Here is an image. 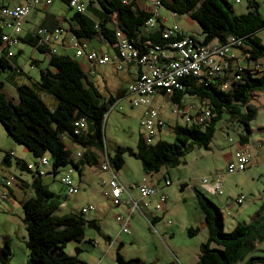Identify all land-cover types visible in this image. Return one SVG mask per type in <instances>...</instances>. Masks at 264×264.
<instances>
[{
  "label": "trees",
  "instance_id": "16d2710c",
  "mask_svg": "<svg viewBox=\"0 0 264 264\" xmlns=\"http://www.w3.org/2000/svg\"><path fill=\"white\" fill-rule=\"evenodd\" d=\"M160 1L161 7L169 10L174 17L188 15L191 20L198 23L204 36L203 42H199L194 37L198 43L222 45L230 38L240 39L244 44L246 56L241 63L242 70L237 71L239 78L232 76L231 73H224L214 78L188 76L181 79L182 89L176 90L170 100L181 107L191 121L187 123L179 116L186 125H177L173 128L172 143L158 140L148 145L142 140L137 151L118 147L115 155L112 156L105 145L103 124L109 107L112 111L118 100L123 96L125 98L129 87L116 96L104 95L101 88L104 85H98V82L91 80L92 76H98L97 67L100 65L93 67L88 65L86 69L76 57L68 54H53L49 46L42 44L41 37L35 33L22 42L43 54H49V68L41 70L40 80L36 85L19 86L18 99L14 101L6 94L3 80L4 72L11 69L9 61L11 57L5 52L2 53L0 123L13 142L24 146L36 158L40 160L47 158V154L53 158V162L47 158L49 164L43 167L50 170L44 171L46 172L44 176L39 173L43 171L40 170L42 166L40 161L35 163L36 168L31 171L28 168L29 164L21 159H15L17 168L32 175L29 189L33 191V196L21 203L24 213L23 222L27 231L26 246L29 251V260L26 264H86L79 258L82 253L80 247L76 248L75 255L67 254L66 247L72 242L83 241L87 229L95 230L100 235L104 232L99 221L85 217L90 212H83L86 207L79 210L80 212L58 214L60 207L67 202L62 204L61 198L44 184L43 178L50 176L57 180L62 167L69 166L74 173L77 171L82 176L84 168L98 167L102 162V154L106 152L116 172L124 166L126 154L138 159L144 173L148 175L157 174L163 168H176L184 163L185 153L193 146L209 148L224 112L230 113L244 126L245 133L240 136V144L249 142L252 134L251 122L257 117V109L250 105L251 97L254 94H264V44L257 36V33L264 29V15L260 11V2L263 0H246L248 12L245 14H237L228 0ZM67 4L73 10L69 0ZM147 5L146 8H142L135 1L126 4L123 0H88L85 13L73 10L74 14L67 31L82 44L89 45L90 41L101 40L111 45L115 50V56L113 58L108 56L111 63L115 61L118 67L123 59H120L119 49L116 46V29H119L140 54H145L157 46L165 49L167 43L185 36L182 33L176 38L164 39L163 32L166 27L161 16L159 14L156 17L154 26L149 25V20L155 15L150 11L151 9H147ZM95 51L107 55L103 51ZM125 65L137 66L138 71H133L135 76L143 70L132 61L123 63L119 71L123 70ZM254 65L260 68H254ZM41 93L50 94L56 100L55 108H50L43 101ZM195 99H198L199 103L193 106L190 101ZM202 110L209 111L210 117L202 124H192L195 117L202 114ZM79 121H84L85 128L78 129L76 123ZM66 138L70 140L69 146L66 144ZM78 153L80 157L76 156ZM11 157H13L12 153H5L2 163L10 167ZM6 180L5 193L0 198V204L10 199L12 188L24 186L19 177H14V183L10 186L7 185L10 180ZM79 183L82 184V180ZM61 184L67 190L66 200L71 199L81 190V185L74 181L79 191L70 196L67 187L62 182ZM27 189L24 188L25 191ZM107 191L108 189L105 188L103 192L106 197H108ZM194 192L208 232V239L199 247L196 264H264V257H250L257 242L264 238L261 234L264 231V227L260 225L261 220L250 224L237 223L232 231L226 232L221 209L200 190L194 189ZM214 193H216L215 189ZM164 203L166 202L159 201L154 209L161 210ZM92 207L95 210V207ZM145 208H150V205H146ZM140 212L144 214L142 210ZM117 216L125 217L123 214ZM125 218L129 220L130 225L131 215ZM154 218H147L151 226L156 223ZM199 232L198 227L187 229L190 237L197 236ZM103 237L108 246L112 244L110 236L103 234ZM120 249L116 251L118 264H147L138 258L125 259ZM11 257V242L7 240L0 249V262L8 264Z\"/></svg>",
  "mask_w": 264,
  "mask_h": 264
},
{
  "label": "rangeland",
  "instance_id": "374dc122",
  "mask_svg": "<svg viewBox=\"0 0 264 264\" xmlns=\"http://www.w3.org/2000/svg\"><path fill=\"white\" fill-rule=\"evenodd\" d=\"M228 1L237 14H245L248 12L246 0H242L240 4L234 3L233 0ZM9 2L12 3L13 0H9ZM260 3V11L264 15V3L262 1ZM54 9L57 11L61 9V12L67 13L69 16H72L74 12L66 8L62 2L59 3V6L55 4ZM149 9L152 10L150 5ZM159 14L162 19L166 20L163 21L166 27H171L177 21L180 27L186 32L197 33L199 42H203L204 36L200 26L197 22L191 20L188 15L174 17L164 7L159 8ZM257 36L264 44V29L258 32ZM92 45L96 46V49H99V47L102 48L103 52L112 58L115 56V50L109 44L104 43L100 45L95 40L92 41ZM20 46L25 49V53L19 56L22 62L29 61L31 54L34 53V58H39L41 59L40 62L44 63V54L35 51L30 45ZM13 50H15V54L18 56L16 48H13ZM71 51L74 54V51ZM71 51L70 53H72ZM78 60L81 61V59ZM237 60L240 63L243 57L240 56ZM32 70L30 71V77L36 78L35 76L39 74V68L33 66ZM98 72L99 70H97ZM233 73L231 74L232 76ZM99 74L101 76L100 72ZM91 80L97 83L100 77L92 76ZM112 80L110 79L109 81ZM121 82L124 88L128 86L127 82ZM102 90L104 95H117L114 90H107L105 88ZM41 94V98L49 107L53 103L55 105L57 104L56 100L50 94ZM255 95L251 97L252 100L256 102L255 99L262 98V102H264V94H257L258 97ZM157 96L158 94L155 95V97ZM155 103L163 107V119L166 123L162 137L160 139L157 138L155 143L158 140L172 143L174 142V133L171 131V128L177 125L185 126L186 123L183 119L175 116L174 109L176 107L171 101L158 99V101L155 100ZM194 103L198 105L199 100L195 99ZM121 106L123 109L116 106L113 111L109 107L103 124L105 145L112 156L115 155L118 147L130 148L137 151L139 143L142 142L144 135L147 134V130L141 125L142 121L146 119V109L144 107H134L128 98L122 100ZM251 129V151L255 155L256 149L259 148L260 155L257 154V158L259 159L253 156L251 166L245 171L232 175L227 174L228 163L234 159L235 153L238 150L240 136L245 132L244 126L239 121L230 113L224 112L221 121L217 124L216 134L208 149L193 146L185 153L183 158L184 163L176 168H163L160 174H157V178H162L163 174L166 173L165 175L174 182L173 186L168 189V201L163 204L168 208L165 217L156 222L153 225L154 227H152L142 214H137L131 220V234L123 233L121 225L116 220V215L123 214L120 213L122 209L113 206L102 194L103 187L101 180L102 178L109 180L110 174L106 175L103 172V175H101L92 167L84 168L82 176L75 171L72 178L76 184H79L80 180H82L83 185L81 186L80 192L68 200H66V196H68L67 190L61 184L60 178L68 174L69 166L60 169L57 180L52 181L50 178L44 177V184L49 185L57 196H61V203L67 202L68 209L66 212H69L71 207H75L76 210L74 212H78V208L82 206H94L95 210L90 211L85 217L87 219L101 217L103 234L112 238L110 248L103 234L100 235L95 230L87 229L85 239L79 243L72 242L68 244L65 252L69 255H75L76 248L80 247L82 253L79 258L86 264H97L100 259H102V264H118L116 262V251L121 245L120 252L125 259L138 258L147 264H196L197 261L195 258L197 251L194 243L199 241L205 242L206 232H199L194 237L188 235L187 229L189 228V224L196 220L197 217L194 210L199 208L197 202L191 201L190 197H188V194L192 196L193 192H187L186 198H188V201L185 202V197L183 198L179 188L184 183L188 187L199 185L204 188H209L211 184L205 185L202 181L204 179L211 180L215 175L222 176L221 182L224 194L217 195L213 192L214 194L210 193V195L208 194L210 197H207L221 209L224 215L225 231H232L237 223L250 224L254 221L256 223L259 220H261L260 225L264 227V209L261 210L264 206V110H261L257 119L251 122ZM65 141L69 146L70 140L66 138ZM259 144L260 147H258ZM14 147L24 151L20 154L26 153V160L29 164L34 165L35 168L36 165L34 163L40 161L39 158H36L32 153L28 152L24 146L13 142L7 136L5 128L0 123V198L5 193V184L7 182L5 178L11 180L14 179V176H22L23 178L30 179L28 173L21 172L17 168L15 157L12 158L13 162L10 167L2 163L5 153L13 152ZM46 157L50 162H53L51 155L47 154ZM124 159L125 164L118 171L120 181L127 185L142 180L145 173L141 162L129 154H126ZM40 169L46 171V167L41 166ZM30 195L33 196V193ZM242 196L245 197L244 202L242 204L236 203L235 200ZM60 212L59 210L58 213L60 214ZM146 212L148 217L151 218V214L147 210ZM146 212L144 211L145 214ZM23 217V209L19 204L12 211L8 209L7 201H3L0 204V249L4 246L6 237L9 236L11 240L12 257L8 264H25L29 260V256L27 257L26 254L29 251L25 242L27 239V231ZM165 227L176 229L177 234L172 237L169 235L164 236L163 228ZM261 234L264 237V231ZM106 250L109 251L108 254ZM253 256L264 257V238L262 241L257 242L253 248L250 257ZM0 264L3 263L0 262Z\"/></svg>",
  "mask_w": 264,
  "mask_h": 264
},
{
  "label": "built area",
  "instance_id": "2783aa9c",
  "mask_svg": "<svg viewBox=\"0 0 264 264\" xmlns=\"http://www.w3.org/2000/svg\"><path fill=\"white\" fill-rule=\"evenodd\" d=\"M55 0H31L30 3L25 5H15L13 7H2L0 9V17L3 20L4 26L11 28L10 34H2L1 50L0 52H7L9 57L13 56L12 52H9L7 48H10L19 43V36L23 30V22L32 13L33 9L37 6H51ZM124 3L129 4L132 1L137 2L142 8H146L145 1L151 3V12L154 13L148 24L154 26L156 17L159 16V8L161 7L160 0H123ZM234 3L240 4L242 0H233ZM88 0H69L70 7L78 13H85L87 9ZM264 2V0H263ZM153 7L155 8L153 10ZM166 27V26H165ZM37 35L41 37L42 44L52 47L54 42H60V30L50 32L46 28L38 29ZM182 35L181 27L178 24H174L171 27H166L163 32L164 39H173ZM116 46L119 49L120 59H123L118 64V68L121 69L123 63H129L134 61L138 66L142 67V72L137 75L133 84L129 86L125 97L128 98L134 107H144L146 109V119L142 121L141 125L147 130V134L144 135L143 141L150 145L154 144L157 139V134L162 130L166 123L160 115L158 108L153 106V99L156 94L162 95L165 98H170L176 90H181V79L192 77H218L224 73H233L234 77H237V71L242 70V61L238 63L241 57L246 58L244 54V44L240 39L230 38L226 44L212 43L209 45H202L198 43L193 36H182L179 40L167 43V48L155 47L145 54L140 52L128 42L123 34L116 29ZM69 46L74 49L75 57L83 59L90 66L106 65L111 63V59L108 55L101 54L95 50L89 48L88 43L82 44L75 37H71ZM51 52L57 53V48L53 47ZM125 61V62H124ZM253 67V66H252ZM251 67V68H252ZM254 68H260L254 65ZM174 114L181 116L187 123L191 120L185 115V111L181 107L174 104ZM115 108V106H114ZM114 108L112 110H114ZM210 117V112L202 110V114L197 115L192 124H202ZM78 129L85 128L84 121L76 123ZM78 130V132H79ZM80 157V153L76 155ZM250 155L244 150H238L235 153L234 159L228 163L227 173L229 175L237 172L245 171L250 164ZM42 166H48L49 162L47 158L40 160ZM29 170L33 171L34 165L28 166ZM99 173H109L112 177L109 180L102 179V185L108 189L106 195L110 198L111 203L118 207L121 205H127L131 214L137 211H141V207L138 202L131 197L128 190L118 179V172H116L111 165L108 154L105 152L102 154V162L95 168ZM41 170V169H40ZM41 176L46 175V172L39 171ZM73 170L69 169L68 174L61 179V182L67 187L68 194L70 196L78 193V187L74 184L72 178ZM209 180L204 179L203 183L207 184ZM14 179H11L7 185H12ZM171 180L165 179L166 186L171 185ZM215 192L219 195L223 194L222 183L220 178L213 180ZM140 193L142 198H150L159 194L158 188L151 186L148 181L144 180L140 184L134 186ZM128 195V198H124V194ZM168 195L161 193V203L166 202ZM245 197L236 199V203L242 204ZM92 206L86 207L83 212L87 213L92 211ZM118 223L121 225V229L125 234H131L129 220L123 216L116 217Z\"/></svg>",
  "mask_w": 264,
  "mask_h": 264
},
{
  "label": "crops",
  "instance_id": "0c3cea01",
  "mask_svg": "<svg viewBox=\"0 0 264 264\" xmlns=\"http://www.w3.org/2000/svg\"><path fill=\"white\" fill-rule=\"evenodd\" d=\"M30 1L31 0H13V2L10 3L9 0H0V9L2 7H13L15 5H25V4L30 3ZM60 2H62L66 6V8L71 10L69 8L68 4H67V0H55L54 3L51 6L42 5V6L35 7L33 9L32 13L23 22V30H22V32H21V34L19 36V43L14 45V46H12V47H10V48H7V50H9V52L13 53V56L9 60L10 63H11V69L6 70L4 72V74H3V80L5 82V88L4 89H5V92L8 95V97L13 99L14 101H16L18 99L17 88L19 86H22V85H29V86L36 85V83L40 80L41 70H45V69L49 68V62H50V56L47 53L44 54V58H43L44 63L40 62L41 59L34 58V56H33L34 53L31 54V56L29 58V61L22 62V60H21V58L19 56L25 53V49L22 48L20 45H28V44H25V43L22 42L23 39L26 40L29 37H32V35L35 34L38 29H41V28H46L50 32H53L55 30H60L61 31L60 38H59L60 42H54V45H52V47H50V50H52V48L55 47V48H57V51H58L57 53L58 54H68V55H70L72 57H75L74 49H72L69 46V41H70L72 36H71V33H69L67 31L68 27H70L69 23L71 21V18L73 16L74 12H73L72 16H69L67 13L61 12V9H60V11H57L56 9H54L55 4H57V6H59ZM145 4H148L147 5V9L149 10V5L151 6V3H149L148 1H145ZM161 19H162V17H161ZM162 20L166 21L164 19H162ZM175 23L178 24L177 21ZM179 27H180V25H179ZM0 30H1L2 34H10L12 32L11 28H8V27L4 26V23H3V20H2L1 17H0ZM181 30H182V33L185 36H193V37H195L198 40V34L197 33L186 32L182 27H181ZM96 41L100 45L104 44V42L101 41V40H96ZM91 45H92V41L89 42V48L90 49L103 51L102 48L99 47V49H96V46H93V45L91 46ZM1 48L2 47H1V41H0V50H1ZM13 48H16L18 56L15 54V52H14L15 50H13ZM34 50L38 51L35 48H34ZM71 50L74 51V54H73V52ZM70 51L72 53H70ZM5 53H7V52H5ZM1 55H2V52H0V57H1ZM80 62L83 63L84 68H86V69L88 68L87 67L88 64H87V62L85 60L82 59ZM33 66H37L39 68V74H38V76H35L36 78L30 77V73H31L30 71L32 70ZM136 67L137 66H126L125 65L124 69L119 71V68L115 64V61L113 63H109V64H106V65H102L100 67H97V70H99V72L101 73V76H100V74L98 72V77H100V80H98V85H104L101 88H105V85H106L109 88L106 87L105 89L114 90V91H116V93L118 95L119 93H122L123 91H126L127 88L136 79L137 76H135V74H133V71H135V70L138 71V69ZM110 79H113V80L109 81ZM121 81L127 82L128 86L126 88H124L122 86V84H121L122 83ZM101 82L103 84H101ZM110 95H112V94H110ZM41 96H42V94H41ZM112 96H115V95H112ZM255 96H257V94ZM125 98L123 96L121 99H119L118 102L115 104V107L119 106L120 109H123V107L121 106V102ZM158 99H160L162 101L163 100L171 101V100H170V98H165L162 95H158L157 97H154V99H153V106L155 108L159 109L160 115L163 118V112H162L163 111V109H162L163 107L161 105H156V103H155V100L158 101ZM255 100H256V102L251 99L250 105L252 107H254L255 109H257V117H258V115L261 113V110H264V102H262L263 101L262 98H257ZM190 102L193 103V106L197 105V104L194 103V100H191ZM55 106H56L55 103H53V105L50 106V107L55 108ZM175 116L177 118H179V116H177L176 114H175ZM257 117H256V119H257ZM255 120H253L252 122H254ZM164 129L165 128H163L162 130L159 131L158 137H157L158 139H160L162 137ZM171 131L173 132V127L171 128ZM258 147H260V144L258 145ZM14 148H15L14 151L11 152L12 156H13L10 159L11 163L13 162L12 158L15 157V159H21V160L25 161L27 164H29V162L26 160L27 159L26 158V153L20 154V153H22L24 151H21V150L17 149L16 147H14ZM240 149L246 151L250 155V159L251 160H250V164L248 166V168H249L251 166L253 156L254 157L256 156V158H257V156L260 155V152L258 150L259 148L256 149V154L254 155L253 151H251L252 148H251V142H250V139H249V142L247 144H243L242 145V144H240V142L238 143V150H240ZM257 159H259V158H257ZM231 161L232 160H230L229 162H231ZM29 165H32V164H29ZM46 170L49 171L50 169L46 168ZM21 172H25V171H21ZM25 173H27V172H25ZM28 174L30 175V179L23 178L22 176H14V177H19V179L23 181V185L24 186H23V188L22 187L12 188L11 194H10L11 197L7 201L8 209H10L11 211H12L13 208H16V206L18 204L21 207V203L24 200L32 197L30 194L33 193V191L29 189V184L31 183L32 175L30 173H28ZM105 174L107 175L109 173H105ZM157 174H160V172L157 173ZM157 174H150V175L145 174V176L142 178V180L137 181L136 183H133V184L130 183V184L126 185L122 181H120L123 184V186H125L127 188L128 193L131 195V197L138 202V204L142 208L141 210L143 211V213H144V211L146 212V210H147L149 212V214H151V218L157 217V218H154V219H156V222H158L159 220L164 218L166 213L168 212V208H167L166 205H162L161 210L154 209L155 205L160 201V194L164 193V194H167L168 197H169L168 189L171 186H173V184H174V182L171 179L167 178V176L165 175L166 173L163 174L162 178H160V177L157 178L156 177ZM101 175H103V174L101 173ZM109 176H110L109 179H111L112 176L111 175H109ZM46 177L50 178V180H52V181L54 180L50 176H46ZM117 177L119 179V176H117ZM221 177L222 176H220V175H215V176H213L211 178V180L208 181L207 184H211L212 188L211 187L204 188V187H201L199 185H192L191 187H188V185H186V183H184V184H181L179 190L182 192L183 198L185 197V202L188 201L187 200L188 198H186L187 197V192H193V195L191 196V195L188 194V197H190L191 201H195L196 202L194 189H198L202 193H204L206 196L210 197L209 196L210 193L214 192L213 180L216 179V178H220L221 179ZM166 178L171 180L172 183H171L170 186H166V184H165V179ZM5 179H8V178H5ZM144 180L148 181V183L151 186L157 187L158 191H159V194H157L155 196H152L150 198H145V199L142 198L140 193H139V191L134 187V185L139 184V183H141ZM202 183H203V181H202ZM207 184H205V185H207ZM80 185L82 186L83 182ZM25 187L28 188L26 191L24 190ZM49 188H50V186H49ZM105 188L106 187H103L102 194H103ZM50 190L53 191L52 188H50ZM106 190H107V188H106ZM58 197L61 198V196H58ZM104 197L109 202H111L108 197H106V196H104ZM168 197H167L166 203L168 201ZM124 198H126V199L128 198V195L126 193L124 194ZM148 204L150 205L151 209L150 208H148V209L145 208V206L148 205ZM119 207L122 209L120 213H123V215L125 217H128V216L131 215L130 225H131V220L135 216H137V214H142L139 211L135 212L134 215H133V213L131 214V212L129 210L130 208L127 205H121ZM82 208H84V206H82L81 208H78V211L81 210ZM67 209H68L67 204L63 205L59 209L61 211L60 214L59 213L58 214L59 215H63V214H67V213H70V212H73L74 210H76L75 207H71L70 211L66 212ZM262 209H264V206L261 208V210ZM99 212L101 213L100 210H99ZM194 212H196V216L197 217H196V220L190 222L189 227H198L200 229L201 233H205L206 232V240H207L208 239V232H207V229H206V226H205L204 215H203L202 212L200 213V209H195ZM144 214H142V215L148 221L149 217H148L147 212H146L147 216H146V214L145 215ZM93 219H96L97 221H99L101 228L103 227L102 218L101 217L98 216L97 218H93ZM163 234H164V236L169 235V236L172 237L175 234H177V232H176V229H171V228L165 227V228H163ZM7 240L11 241L9 236L6 237L4 242L7 241ZM26 241H27V239H26ZM203 242L204 241H199V242L194 243V245L196 247L195 249L197 251L196 258H195L196 261H198V257H199V247H200V245ZM109 247L111 248V245H109ZM120 247H121V245L119 246V248ZM106 253L108 254L109 251L106 250ZM26 254H27V257H28L29 256V252H26ZM97 264H102V259H100V261Z\"/></svg>",
  "mask_w": 264,
  "mask_h": 264
}]
</instances>
